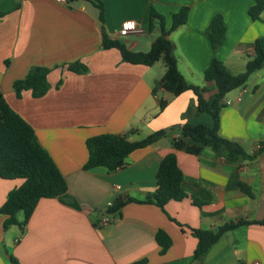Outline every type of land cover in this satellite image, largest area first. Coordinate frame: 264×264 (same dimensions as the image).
Wrapping results in <instances>:
<instances>
[{
    "label": "crops",
    "instance_id": "obj_1",
    "mask_svg": "<svg viewBox=\"0 0 264 264\" xmlns=\"http://www.w3.org/2000/svg\"><path fill=\"white\" fill-rule=\"evenodd\" d=\"M67 1L0 0V12L5 13L0 18V93L32 128L63 175L67 196L77 204L73 208L58 198L40 199L23 230L14 225L3 230L6 217L0 215V264H11L10 258L17 264H264L262 225L224 232L200 259L194 258L197 240L189 231H214L240 220L259 221L264 215V150L257 153L264 146V66L249 75L243 87L227 93L219 111L218 135L239 144L246 155H255L252 159L230 163L209 148L197 156L175 150L174 128L132 152L116 171H85V141L91 137L125 135L138 141L184 123L212 127L213 120L208 113H193L195 97L190 91L171 97L156 87L165 71L161 61L149 67L129 64L116 49L102 48L96 1ZM97 1L103 5L108 38L144 53L161 29L170 27L171 15L188 7L186 23L166 37L178 71L188 83L203 88L204 100L216 93L202 75L212 58L240 74L254 54L255 42L264 40V13L251 20V0ZM150 9L162 17V26L154 20L151 30ZM216 15L225 24V38L213 53L204 32ZM126 21L145 32L118 35ZM74 62L83 64L86 72L69 71L66 66ZM34 66L49 69L48 91L40 98L23 91L17 98L13 81ZM160 100L168 105L158 112ZM188 107L192 114L183 117ZM168 153L176 156L187 198L169 201L163 208L130 203L118 213H106L118 197L142 200L156 193L155 173ZM21 183L0 178V206ZM104 217L110 222L102 226ZM157 231L171 240L162 255L154 239Z\"/></svg>",
    "mask_w": 264,
    "mask_h": 264
},
{
    "label": "trees",
    "instance_id": "obj_2",
    "mask_svg": "<svg viewBox=\"0 0 264 264\" xmlns=\"http://www.w3.org/2000/svg\"><path fill=\"white\" fill-rule=\"evenodd\" d=\"M96 1L97 20L101 24L102 39L101 46L104 50L116 49L123 62L135 65L152 66L161 61L164 66L162 82L156 87L163 89L171 97H177L184 92L190 91L195 97L194 114L208 113L212 120V127L204 125L182 124L174 129L178 136L173 140L172 147L175 150H182L188 154L199 155L204 148H209L215 156L222 157L230 163L252 159L255 155H246L241 146L235 142L224 139L218 135L219 111L222 108L223 97L245 85L247 78L253 72L264 66V40H257L254 44V54L245 64L244 71L240 74H232L224 64L213 57L209 65L204 69L202 75L205 82L215 85L216 93L208 100L202 97L203 88L188 83L176 66V59L173 55V45L167 39V34L183 26L186 23L188 7H181L171 15L170 27L167 30L161 29V36L157 37L147 52L131 51L117 40L108 38L103 29L104 9L102 3ZM252 5L248 9V16L251 20L259 19L264 13V0H251ZM5 13L0 12V18ZM157 20L162 26V17L150 9L149 29H152V22ZM211 50L213 53L221 47L225 38V24L220 15L214 16L205 29ZM7 63V62H6ZM66 68L74 73L86 72V67L79 62L68 64ZM48 68L41 66L31 67L22 79L13 81L12 89L17 98L21 97L23 91H30L33 98L42 97L49 89L47 84ZM168 101L160 100L158 112L164 110ZM192 114L190 107L183 113V117ZM157 139L156 134L149 135L138 141H129L125 135L102 134L91 137L85 141L87 160L83 170L88 171L94 168L103 167L108 172L116 171L124 167L127 157L134 151L151 145ZM264 150L261 146L257 153ZM0 178L4 180L20 179L19 187L11 190L0 206V215L5 216L2 228L17 226L23 230L31 216L37 202L40 199L58 198L73 208L77 204L67 196V183L59 172L49 154L40 146L32 128L5 102L0 93ZM182 173L177 166L174 153L166 154L160 161L155 173V180L158 185L156 193L148 194L144 199L138 200L129 197H118L107 209L106 213H118L125 205L130 203L153 204L159 208L169 201H182L187 198L181 188ZM246 194L249 191L240 186ZM191 202L201 205L196 199ZM22 214V219H18ZM245 224H258L264 226V215L259 221L240 220L235 224H226L214 231L189 229L191 235L197 240V247L194 251V258L200 259L207 250L226 231ZM155 242L160 247V254H164L171 246V240L163 231H157L154 235ZM11 264L17 262L10 258ZM132 264H145V261H138Z\"/></svg>",
    "mask_w": 264,
    "mask_h": 264
},
{
    "label": "built area",
    "instance_id": "obj_3",
    "mask_svg": "<svg viewBox=\"0 0 264 264\" xmlns=\"http://www.w3.org/2000/svg\"><path fill=\"white\" fill-rule=\"evenodd\" d=\"M56 2L62 5H67L68 3L67 0H56ZM144 32H145L144 29L139 24H136L134 21H126L123 23L121 29L118 31V35L120 36H126L129 34L140 35L143 34ZM109 206L110 205H108V207ZM109 222H110L109 219L107 217H104L101 220V225L102 226L108 225Z\"/></svg>",
    "mask_w": 264,
    "mask_h": 264
},
{
    "label": "water",
    "instance_id": "obj_4",
    "mask_svg": "<svg viewBox=\"0 0 264 264\" xmlns=\"http://www.w3.org/2000/svg\"><path fill=\"white\" fill-rule=\"evenodd\" d=\"M161 82H162V80H161ZM180 126L179 125H175V126H173V127H170V128H168V129H166V130H164V131H161V132H159V133H157L156 135L158 136V137H160V136H163L164 134H166V133H170L171 131H172V129H178Z\"/></svg>",
    "mask_w": 264,
    "mask_h": 264
},
{
    "label": "rangeland",
    "instance_id": "obj_5",
    "mask_svg": "<svg viewBox=\"0 0 264 264\" xmlns=\"http://www.w3.org/2000/svg\"><path fill=\"white\" fill-rule=\"evenodd\" d=\"M20 216H21V217H20ZM19 217L22 219V214H20ZM19 217H18V219H19Z\"/></svg>",
    "mask_w": 264,
    "mask_h": 264
}]
</instances>
